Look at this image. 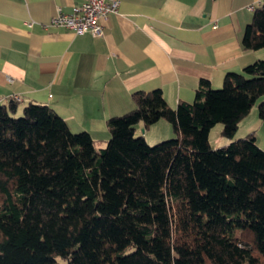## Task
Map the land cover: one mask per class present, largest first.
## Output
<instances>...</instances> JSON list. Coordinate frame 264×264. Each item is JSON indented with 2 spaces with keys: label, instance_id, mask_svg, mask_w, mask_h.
<instances>
[{
  "label": "trees",
  "instance_id": "1",
  "mask_svg": "<svg viewBox=\"0 0 264 264\" xmlns=\"http://www.w3.org/2000/svg\"><path fill=\"white\" fill-rule=\"evenodd\" d=\"M242 44L264 49V2ZM132 94L99 149L50 105L0 98V264H264V149L235 137L264 96V58L175 108L159 88ZM161 118L173 137L136 133ZM219 122L231 141L216 147Z\"/></svg>",
  "mask_w": 264,
  "mask_h": 264
},
{
  "label": "crops",
  "instance_id": "2",
  "mask_svg": "<svg viewBox=\"0 0 264 264\" xmlns=\"http://www.w3.org/2000/svg\"><path fill=\"white\" fill-rule=\"evenodd\" d=\"M82 1L0 0V98L16 100L19 110L48 104L73 131L88 130L96 145L110 137L108 119L135 106V90L159 88L175 108L195 100L201 80L220 87L227 72L264 58L263 48L242 44L264 0H119L101 36L45 26L58 8L70 12ZM252 131L264 149V120L255 106L235 137ZM136 133L156 141L175 134L165 118L137 123Z\"/></svg>",
  "mask_w": 264,
  "mask_h": 264
},
{
  "label": "built area",
  "instance_id": "3",
  "mask_svg": "<svg viewBox=\"0 0 264 264\" xmlns=\"http://www.w3.org/2000/svg\"><path fill=\"white\" fill-rule=\"evenodd\" d=\"M119 2V0H83L74 5L70 12L58 8L57 13L45 26L66 27L76 33L88 32L93 36H101L104 34L105 27L103 20L108 14L118 10ZM13 97L19 99L18 95Z\"/></svg>",
  "mask_w": 264,
  "mask_h": 264
},
{
  "label": "rangeland",
  "instance_id": "4",
  "mask_svg": "<svg viewBox=\"0 0 264 264\" xmlns=\"http://www.w3.org/2000/svg\"><path fill=\"white\" fill-rule=\"evenodd\" d=\"M21 105V107H22V104H20ZM255 107H257L258 108V103H256L255 105H254ZM222 123L221 122H219V123H217L215 126H214V128H212V136H211V143L213 144V145H215L216 146V144H219V142H220V140L221 139H226L227 137H225V136H223L222 135V133H221V130H222ZM140 132H142V129H140ZM151 134V133H150ZM175 134H172L171 135V137H173ZM171 137H165V138H163V139H161V140H164V139H167V138H171ZM148 142H150V144H155V143H157L158 141H161V140H158V141H156L155 139H152L151 137L150 138H148ZM104 144H98L97 143V148L99 149V147L100 146H103Z\"/></svg>",
  "mask_w": 264,
  "mask_h": 264
}]
</instances>
